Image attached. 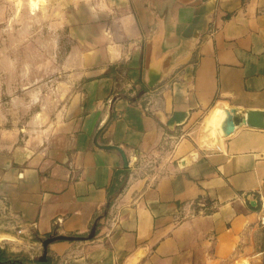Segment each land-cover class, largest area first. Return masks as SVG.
Returning a JSON list of instances; mask_svg holds the SVG:
<instances>
[{"label": "crops", "instance_id": "crops-1", "mask_svg": "<svg viewBox=\"0 0 264 264\" xmlns=\"http://www.w3.org/2000/svg\"><path fill=\"white\" fill-rule=\"evenodd\" d=\"M89 6L65 103L0 151V200L26 263L37 264L47 235L86 237L100 218L92 240L50 244L49 264H264V130L240 127L204 143L213 149L182 138L165 173L141 166L172 131L222 123L217 104L264 113V0ZM110 112L98 144L135 161L103 215L123 170L117 152L94 144Z\"/></svg>", "mask_w": 264, "mask_h": 264}, {"label": "rangeland", "instance_id": "rangeland-1", "mask_svg": "<svg viewBox=\"0 0 264 264\" xmlns=\"http://www.w3.org/2000/svg\"><path fill=\"white\" fill-rule=\"evenodd\" d=\"M91 1L95 0H0V151L30 140L65 103L71 90L70 69L78 63L79 48L87 44ZM225 110L214 108L210 114L225 115ZM210 119L190 130L172 131L170 140L144 159L142 171L165 173L161 163L172 159L174 145L182 138L215 148L204 143L224 136L221 123ZM17 230L0 200V246L9 251V260L27 264L16 245Z\"/></svg>", "mask_w": 264, "mask_h": 264}, {"label": "water", "instance_id": "water-1", "mask_svg": "<svg viewBox=\"0 0 264 264\" xmlns=\"http://www.w3.org/2000/svg\"><path fill=\"white\" fill-rule=\"evenodd\" d=\"M120 98V96H116L114 98L117 99ZM133 100V99H132ZM224 106L226 108L225 110V118L223 122L221 123V130L224 136V139L232 135L233 133L236 132V130L240 127H248L252 129H257V130H264V113L259 112V111H250V112H243L237 109L229 108L225 106L224 104H217ZM112 117V113L110 112L108 115L107 120L103 123V125L99 128L97 131L95 138H94V144L102 148L104 150L108 151H114L117 152L122 160V169L127 170L131 166V162L133 163L135 159L132 158H127L125 153L123 152L122 149L115 147V146H103L98 144V139L104 130L105 126L108 124ZM180 165L183 164V161L179 163ZM109 209V203H107L105 210L103 212V215L107 213ZM100 218H97L94 223L92 224L89 233L86 237H76V236H60V235H53L50 236L44 240L41 241V248H42V254L38 258V262L43 263L47 259V248L50 244L57 242V241H86V240H92L95 236L96 228H97V223ZM14 263L18 264H23L22 261L20 260H14Z\"/></svg>", "mask_w": 264, "mask_h": 264}, {"label": "trees", "instance_id": "trees-1", "mask_svg": "<svg viewBox=\"0 0 264 264\" xmlns=\"http://www.w3.org/2000/svg\"><path fill=\"white\" fill-rule=\"evenodd\" d=\"M128 172H129V170H121V171L116 172L112 186L108 190L109 207L112 204V201L114 200L116 195H118L123 190V188L126 184V181H127ZM50 236H51V234L47 235L46 238H48ZM3 255H4V253L0 250V264H16L9 259L4 262L5 258L3 257ZM49 262H50V260L48 258L43 263L36 261L37 264H49Z\"/></svg>", "mask_w": 264, "mask_h": 264}, {"label": "built area", "instance_id": "built-area-1", "mask_svg": "<svg viewBox=\"0 0 264 264\" xmlns=\"http://www.w3.org/2000/svg\"><path fill=\"white\" fill-rule=\"evenodd\" d=\"M260 224L262 226H264V211L262 212L261 216H260Z\"/></svg>", "mask_w": 264, "mask_h": 264}, {"label": "flooded vegetation", "instance_id": "flooded-vegetation-1", "mask_svg": "<svg viewBox=\"0 0 264 264\" xmlns=\"http://www.w3.org/2000/svg\"><path fill=\"white\" fill-rule=\"evenodd\" d=\"M3 257L5 258L4 262H5L6 260L10 259V258H8V257L6 256L5 252H4ZM16 264H18V263H16Z\"/></svg>", "mask_w": 264, "mask_h": 264}]
</instances>
